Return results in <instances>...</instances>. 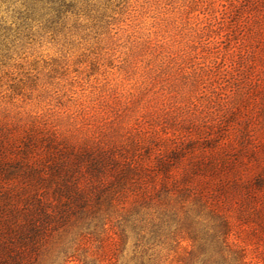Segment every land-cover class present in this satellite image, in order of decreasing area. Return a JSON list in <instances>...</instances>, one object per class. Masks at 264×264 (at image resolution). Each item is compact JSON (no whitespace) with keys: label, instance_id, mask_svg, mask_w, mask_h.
Returning a JSON list of instances; mask_svg holds the SVG:
<instances>
[{"label":"rangeland","instance_id":"374dc122","mask_svg":"<svg viewBox=\"0 0 264 264\" xmlns=\"http://www.w3.org/2000/svg\"><path fill=\"white\" fill-rule=\"evenodd\" d=\"M8 6L0 2L9 26L0 33V240L17 212L74 207L61 181H97L74 155H213L226 171L238 155H264V0H74L56 21L28 24ZM62 161L71 168L54 173ZM98 225L71 215L46 230L56 253H73L66 264H140L133 236L120 246ZM229 240L240 244L234 231ZM253 248L246 259L257 264Z\"/></svg>","mask_w":264,"mask_h":264},{"label":"trees","instance_id":"16d2710c","mask_svg":"<svg viewBox=\"0 0 264 264\" xmlns=\"http://www.w3.org/2000/svg\"><path fill=\"white\" fill-rule=\"evenodd\" d=\"M0 2L11 7L12 20L28 24L56 21L73 8L74 0ZM8 27L0 16V33ZM261 117L264 120V107ZM74 156L86 159L97 181L87 189L61 181L72 191L75 206L53 216L39 205L17 212L21 220L4 224L9 238L0 240V264H66L74 255L63 246L54 251L47 225L54 218L65 221L86 214L91 223H99L101 232L110 225L117 245L133 236L140 264H250L246 246H253L257 264H264V155H247L248 160L238 155L231 171L220 168L213 155H155L149 162H131L122 155ZM251 159L262 166L254 169ZM120 160L125 165L118 164ZM54 164V173L71 168L65 161ZM106 173L111 178L101 180ZM233 231L240 244L229 240ZM182 241L188 242V249L179 250Z\"/></svg>","mask_w":264,"mask_h":264}]
</instances>
